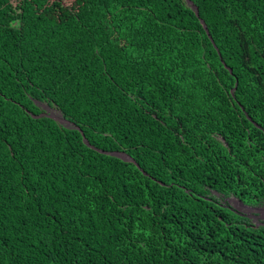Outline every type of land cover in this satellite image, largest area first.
Returning a JSON list of instances; mask_svg holds the SVG:
<instances>
[{
    "label": "trees",
    "instance_id": "trees-1",
    "mask_svg": "<svg viewBox=\"0 0 264 264\" xmlns=\"http://www.w3.org/2000/svg\"><path fill=\"white\" fill-rule=\"evenodd\" d=\"M190 1L0 0V264H264V0Z\"/></svg>",
    "mask_w": 264,
    "mask_h": 264
},
{
    "label": "rangeland",
    "instance_id": "rangeland-1",
    "mask_svg": "<svg viewBox=\"0 0 264 264\" xmlns=\"http://www.w3.org/2000/svg\"><path fill=\"white\" fill-rule=\"evenodd\" d=\"M50 112H53L58 116L60 114L57 110L53 109H50ZM229 202L233 205L235 209L246 215H249V217L252 218L258 224H264V205L259 207H247L238 199L232 197L229 199Z\"/></svg>",
    "mask_w": 264,
    "mask_h": 264
},
{
    "label": "water",
    "instance_id": "water-1",
    "mask_svg": "<svg viewBox=\"0 0 264 264\" xmlns=\"http://www.w3.org/2000/svg\"><path fill=\"white\" fill-rule=\"evenodd\" d=\"M188 3H189V4L195 9L196 13L199 14L198 7L195 6V5L193 4V2L190 1V0H188ZM203 24H204L206 30L208 31L207 25L205 24L204 21H203ZM208 33H209V31H208ZM50 116L53 117V118H55L56 120L60 121L61 123H64L66 126H71V125H72V123H71L69 120H67L62 114H61L60 116H57V115H55L54 113H52V114H50ZM85 141L88 143L87 140H85ZM109 153H110L111 155H115V156L120 157V158H122V159H124V160H127V161H134V160L131 158V156H130L129 154L125 153V152L114 151V152H109Z\"/></svg>",
    "mask_w": 264,
    "mask_h": 264
},
{
    "label": "clouds",
    "instance_id": "clouds-1",
    "mask_svg": "<svg viewBox=\"0 0 264 264\" xmlns=\"http://www.w3.org/2000/svg\"><path fill=\"white\" fill-rule=\"evenodd\" d=\"M241 202V201H240Z\"/></svg>",
    "mask_w": 264,
    "mask_h": 264
}]
</instances>
